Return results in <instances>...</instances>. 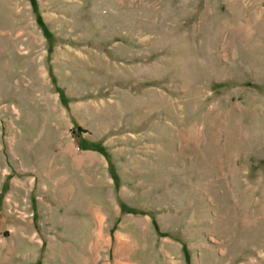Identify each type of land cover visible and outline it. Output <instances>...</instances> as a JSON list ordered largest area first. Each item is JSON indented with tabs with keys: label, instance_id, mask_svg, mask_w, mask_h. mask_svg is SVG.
<instances>
[{
	"label": "rangeland",
	"instance_id": "obj_1",
	"mask_svg": "<svg viewBox=\"0 0 264 264\" xmlns=\"http://www.w3.org/2000/svg\"><path fill=\"white\" fill-rule=\"evenodd\" d=\"M0 264H264V0H0Z\"/></svg>",
	"mask_w": 264,
	"mask_h": 264
},
{
	"label": "trees",
	"instance_id": "obj_2",
	"mask_svg": "<svg viewBox=\"0 0 264 264\" xmlns=\"http://www.w3.org/2000/svg\"><path fill=\"white\" fill-rule=\"evenodd\" d=\"M78 129L81 131V129L78 127Z\"/></svg>",
	"mask_w": 264,
	"mask_h": 264
}]
</instances>
